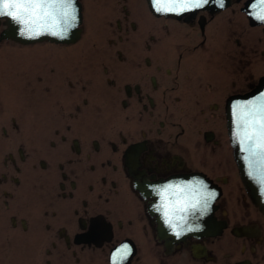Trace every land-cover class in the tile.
Here are the masks:
<instances>
[{
	"label": "flooded vegetation",
	"instance_id": "obj_1",
	"mask_svg": "<svg viewBox=\"0 0 264 264\" xmlns=\"http://www.w3.org/2000/svg\"><path fill=\"white\" fill-rule=\"evenodd\" d=\"M76 2L75 42L15 53L0 35V264H113L124 245L118 264H264L225 116L264 77L260 0ZM169 184L216 192L188 213L202 231L164 224Z\"/></svg>",
	"mask_w": 264,
	"mask_h": 264
},
{
	"label": "snow or ice",
	"instance_id": "obj_2",
	"mask_svg": "<svg viewBox=\"0 0 264 264\" xmlns=\"http://www.w3.org/2000/svg\"><path fill=\"white\" fill-rule=\"evenodd\" d=\"M223 7L224 0H216ZM209 0H153L155 8L177 15L201 9ZM256 12V18L264 21V0ZM11 15L25 23L28 31L40 33H62L74 22L76 15L73 0H0V15ZM241 150L247 153L249 175L258 176L264 185V95L247 104H236L233 108ZM241 125L243 130L241 131ZM160 209L173 230L183 228L190 210L205 215L216 198V192L208 191L206 185H167L158 189ZM174 199L170 200L169 197ZM180 235V232H176ZM131 249L124 245L112 257L113 264L125 260Z\"/></svg>",
	"mask_w": 264,
	"mask_h": 264
},
{
	"label": "water",
	"instance_id": "obj_3",
	"mask_svg": "<svg viewBox=\"0 0 264 264\" xmlns=\"http://www.w3.org/2000/svg\"><path fill=\"white\" fill-rule=\"evenodd\" d=\"M74 1V0H73ZM73 7L76 10L77 15V23L80 21V8L76 2H73ZM5 18V26L6 28L2 31L1 37L3 39H9L21 44H33L36 42L42 41H55V42H62V43H72L78 37V30L75 28L72 31V36L70 40H60L56 37H53L49 34H44L36 39L28 40L18 36V28L19 26L14 25L10 18ZM264 95V78L259 80V83L255 87H251V90L243 95H236L229 99L227 106H226V118H227V127H228V134L230 137V142L233 147V156L235 163L237 165L239 175L241 181L244 185V188L249 196L253 205L264 215V196H261L260 192L261 189L264 188L259 181L258 176L249 175V168L248 163L244 159L247 155L244 151L241 150V145L239 142V137L236 135L237 126H236V118L233 113L234 106L239 104H247L252 100H255L257 97ZM243 130V125H241V131ZM209 217L204 218V222L208 221ZM187 223L186 225H188Z\"/></svg>",
	"mask_w": 264,
	"mask_h": 264
},
{
	"label": "clouds",
	"instance_id": "obj_4",
	"mask_svg": "<svg viewBox=\"0 0 264 264\" xmlns=\"http://www.w3.org/2000/svg\"><path fill=\"white\" fill-rule=\"evenodd\" d=\"M155 10L157 12H160V13H167V12L159 11L156 8H155ZM75 15H76V10H75ZM2 17L10 18L14 25L19 26V28H18V36L22 37L24 39L33 40V39H36V38L46 34V33L36 34V33L28 31L25 23L20 22L18 19L14 18L11 15H7V14L6 15H0V18H2ZM77 27H78V23H77V15H76V18H75L74 22H71L62 33H47V34H49V35H51L53 37H56V38H58L60 40H70L71 36H72V31L75 28H77ZM237 104H239V103H237ZM260 194H261V196H264V188L261 189ZM157 210H160V209L158 208ZM163 222L169 229H171L172 234H174L177 237V239L181 238L186 233L202 231L203 230V227L200 224H196L195 226L188 225V227L185 228L184 225L188 223V219H187L186 222H184L183 228H179V229H176V230H173L172 226L167 222V220L165 219L164 216H163ZM177 231L180 232V235L176 234Z\"/></svg>",
	"mask_w": 264,
	"mask_h": 264
},
{
	"label": "rangeland",
	"instance_id": "obj_5",
	"mask_svg": "<svg viewBox=\"0 0 264 264\" xmlns=\"http://www.w3.org/2000/svg\"><path fill=\"white\" fill-rule=\"evenodd\" d=\"M37 47L38 46H33V45H30V46L27 45L26 47H23V46H19V45H16V44H12L11 42H5V43H3L1 49H6V50H9V51H12V52H15V53L18 52V51H20V52H28L29 53V52L34 51ZM229 150H231V153H232V149H229ZM232 158H233V155H232ZM236 169H235V172L237 174L238 171H236ZM239 181H240V179H239Z\"/></svg>",
	"mask_w": 264,
	"mask_h": 264
}]
</instances>
